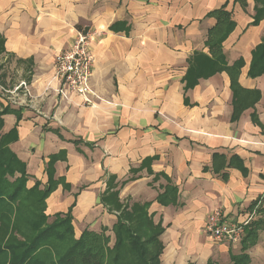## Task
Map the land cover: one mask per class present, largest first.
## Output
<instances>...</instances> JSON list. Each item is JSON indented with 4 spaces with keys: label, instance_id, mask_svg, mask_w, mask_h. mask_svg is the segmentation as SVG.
Segmentation results:
<instances>
[{
    "label": "crops",
    "instance_id": "crops-1",
    "mask_svg": "<svg viewBox=\"0 0 264 264\" xmlns=\"http://www.w3.org/2000/svg\"><path fill=\"white\" fill-rule=\"evenodd\" d=\"M227 4L235 31L226 39L229 64L244 60L238 83L260 92L234 120L228 73L186 86L188 62L205 40L211 11ZM256 3L236 0H0L2 134L17 129L11 149L27 165L28 187L60 181L46 214L71 211L79 238L114 227L123 213L146 205L160 232L161 264H235L243 244L216 241L205 230L217 209L243 225L264 221V75L249 76L264 19ZM97 33L92 103L59 94L56 57L79 30ZM227 165L214 173V155ZM234 157L241 167L234 166ZM223 174H227L224 179ZM163 205L159 197L171 196ZM245 235V233H244ZM246 254L264 264V226Z\"/></svg>",
    "mask_w": 264,
    "mask_h": 264
},
{
    "label": "trees",
    "instance_id": "trees-1",
    "mask_svg": "<svg viewBox=\"0 0 264 264\" xmlns=\"http://www.w3.org/2000/svg\"><path fill=\"white\" fill-rule=\"evenodd\" d=\"M256 3L254 22L259 24L264 19V0ZM242 7L247 0H236ZM214 19L208 31L205 47L208 53L195 52L189 59L186 86L194 88L199 79L211 78L218 73H228L234 92V120H238L243 111L254 107L260 100V92L245 89L238 83L244 60L229 64L224 56L226 39L235 31L234 14L227 4L207 15ZM81 30V29H80ZM79 30V31H80ZM255 48L249 76L256 78L264 75V37ZM5 52L4 39L0 36V55ZM0 114V264H161L159 261L163 246L159 242L160 232H155L153 219L148 215L147 206H135L129 213H123L114 227L116 241L112 248L108 229L102 228L97 233L85 230L81 237L74 233L71 211L67 214L49 216L46 214L47 198L60 183L52 177V169L58 159L64 155L50 158L49 181L46 185L36 182L28 187L30 177L26 163H23L13 149L12 143L18 141L17 129L2 134L3 121ZM234 166L241 167V162L233 158ZM223 155L215 154L212 171L222 173L230 167ZM225 179L227 174H223ZM159 197L163 205L173 204L176 189ZM52 218V222H50ZM264 221L249 224L241 241L243 254L236 257L235 264H250L247 250L257 244ZM158 248V250H156ZM209 264H213L210 262Z\"/></svg>",
    "mask_w": 264,
    "mask_h": 264
},
{
    "label": "built area",
    "instance_id": "built-area-1",
    "mask_svg": "<svg viewBox=\"0 0 264 264\" xmlns=\"http://www.w3.org/2000/svg\"><path fill=\"white\" fill-rule=\"evenodd\" d=\"M96 32L80 30L71 47L56 57V75L59 79V94L67 98L74 94L86 103H92L94 90L91 87L95 60L92 53L91 41ZM205 229L218 241H227L230 244L240 243L244 237L243 225L231 221L221 209L209 215Z\"/></svg>",
    "mask_w": 264,
    "mask_h": 264
},
{
    "label": "rangeland",
    "instance_id": "rangeland-1",
    "mask_svg": "<svg viewBox=\"0 0 264 264\" xmlns=\"http://www.w3.org/2000/svg\"><path fill=\"white\" fill-rule=\"evenodd\" d=\"M86 32H87V31H86ZM214 211H215V210H214ZM214 211H213V212H214ZM50 222H52V218H51ZM205 230H206V229H205ZM206 231H207V230H206ZM107 234H108V233H107ZM111 238H112V237H111ZM113 245H114V244H113V241H112L111 244H110V248H112ZM163 247H164V246H163ZM156 250H158V248H157ZM162 250H163V249H162Z\"/></svg>",
    "mask_w": 264,
    "mask_h": 264
}]
</instances>
